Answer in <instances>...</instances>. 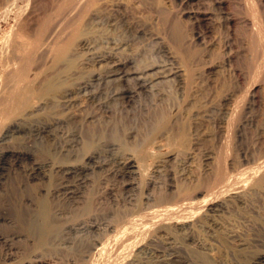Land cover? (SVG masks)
I'll return each mask as SVG.
<instances>
[{
	"label": "bare ground",
	"instance_id": "1",
	"mask_svg": "<svg viewBox=\"0 0 264 264\" xmlns=\"http://www.w3.org/2000/svg\"><path fill=\"white\" fill-rule=\"evenodd\" d=\"M18 1L1 0L0 13L9 14ZM26 1L19 20L16 19L18 28L5 37L8 49L3 55L8 69L6 76L3 75L6 86L0 92V114L6 124L0 129V147L15 132H26L22 125L35 115L41 116L49 106L69 107L81 98L105 112L120 109L127 117L132 114L134 125L141 120L140 133L149 127L163 126L164 114L158 115L157 111L168 109L173 129H179L182 135L185 133L187 127L181 113L190 104V75L172 64L174 58L170 51L162 46L159 52H166L167 60L154 62H139L135 56L126 54L132 42L142 41L145 35L133 34L124 19L102 18L96 8L101 0H53L49 12L23 25L22 20L32 14L34 7L32 0ZM253 12L254 15L245 14L247 17L243 19L250 33L261 34L264 21L261 25L256 9ZM232 22L233 17H228L227 24ZM260 42L258 46L263 45ZM261 62L262 58L257 64L259 68ZM84 71L87 75H83ZM164 83L169 85L165 87ZM251 87L252 99L257 92L255 86ZM240 100L234 92L225 94L222 130L235 117ZM60 119H53L51 125L30 126L27 133L35 135L42 144L51 142L55 147L50 144L48 153L53 151L50 157L33 163L28 174V180L37 182L38 190L23 197L18 208L0 209V219L11 228L10 235L0 234V241L6 245L13 241L27 246V255L20 264H197L181 251L193 244L213 264H264V251L245 256V262L236 257L226 258L222 240L208 233L220 213L257 208L256 196L264 195V152L258 158H246L252 165L240 169L237 166L235 173L228 171L229 166L226 167L218 154L210 156L208 175L206 179L201 177L199 187L176 190L171 187L159 196L147 194L137 198L135 192L146 172V156L121 152L115 142L109 143L102 152L89 151L80 156L82 136L73 133L69 139L62 140L64 122ZM129 127V138L139 136V131L135 133ZM147 131L143 133L146 135ZM142 138L144 141L145 137ZM30 152L3 151L0 161L9 153L18 162L30 160L33 156ZM57 178L63 182L52 185ZM227 239L236 241L241 251L256 242V238L237 232Z\"/></svg>",
	"mask_w": 264,
	"mask_h": 264
},
{
	"label": "rangeland",
	"instance_id": "2",
	"mask_svg": "<svg viewBox=\"0 0 264 264\" xmlns=\"http://www.w3.org/2000/svg\"><path fill=\"white\" fill-rule=\"evenodd\" d=\"M52 1L32 0L33 12L27 14L25 18L23 17L25 20H22V24L28 25L38 16L49 12ZM146 1L101 0L96 8L101 17L103 16L102 18L124 19L133 34L145 35L142 41H138V39L133 41L132 50L130 48L125 52L126 54L135 56L139 62L166 61L167 53L159 52L163 46L173 56L172 64L189 73L190 104L185 105L186 107L184 110L182 109L181 113V120L184 124L186 123L185 127H187L185 133L182 135L179 129V131L176 130L177 128L173 129V123L171 124L168 119V109H164V113L161 109L157 111L158 115L164 114V125L144 128L145 131H148L145 135L143 133L145 131L142 130L141 133L145 135L143 136L139 131L143 126L140 123L141 120H138L134 125L136 121L132 114L127 117L126 113L119 111L120 109L118 112H105L91 106L86 98H81L77 104L69 106L70 108L63 104L61 106L59 104V107L57 105L49 106L51 112L47 108L41 116L40 114L33 116L22 125L27 129L26 132H15L14 136L0 147V155L3 151L19 150H30L33 155L30 160L18 162L12 156L13 154L9 153V156L7 155L0 161V209L12 206L18 208L23 197L38 190L37 182L28 180V174L32 170L33 163L50 157L49 154L53 151L48 153V147L50 144L52 146L54 144L50 142L44 145L39 138L27 131L32 125L34 127L51 125L55 118H61L60 120L64 122L61 129L63 131V134L61 133L62 140L69 139L73 133L82 136V145L79 147L80 156L89 151L102 152L112 142L119 145L121 152L131 153L136 157L146 156V169L144 168L146 172H143V176L140 178V182L143 184L140 183L135 192L137 198L147 194L159 196L161 192L164 194L171 187L173 190L199 187L202 178L206 179V174L208 175L207 163H209L210 156L218 154L221 160H224L226 167L229 166L228 171L231 170V173H235L238 168L252 165L247 162L246 158L251 156L258 158L264 152V53L262 54L264 52V25H262L264 0H248L250 4L248 1L246 4V0H148V4L145 3ZM25 3L27 4L26 0H19L17 5L12 6V10L15 8L13 12L10 8L9 14L0 13V92L5 89L6 69H8L5 58L8 49L7 45L5 46L6 36L18 28L16 23L18 24V18L23 10L21 7H25ZM16 7L18 8L16 9ZM253 8L257 12L255 15L260 17L261 34L250 33L251 31L243 19L248 14L251 16V12L254 15ZM251 9L252 11H250ZM35 12H38L39 15L38 13L35 15ZM228 17H233V24H227ZM16 19L18 20L16 21ZM260 40L262 46H258ZM155 42L158 43L155 44ZM259 58H262L263 61L261 68L257 65L260 64ZM86 72L83 75H87ZM4 74L5 76H3ZM259 74H261L260 77ZM164 84L166 85V83ZM167 85L169 84L167 83ZM251 86H255L257 92L252 99L250 98V88H253ZM227 92H234L237 98L241 99L237 104L239 105L241 102L239 106L242 110L236 105L237 112L233 117L234 120L231 119L233 123L231 121L228 127L224 126V130H222L223 120L221 118L224 109H226L223 100ZM238 95H243V99ZM0 115L1 129L6 124V120L2 113ZM129 126L134 128L133 132L139 131V136L129 138L127 131ZM142 137H145V142ZM57 159L60 160L61 157L57 155ZM237 166L239 167L237 168ZM233 169L234 171H232ZM7 176L17 178L11 180ZM60 182L63 181L57 178L51 184L55 185ZM24 186L27 188H23ZM120 202V206H122L123 201ZM256 205L257 208L252 210L253 212L246 209L220 213L214 221L212 229L208 230L210 235L214 237L217 235L216 238L222 240L221 247L223 246L224 250L228 252L225 251L226 258L228 256V258L236 257L239 261L241 260L240 262H245L248 256L264 251V226H262L264 222H261L264 219V195L256 196ZM259 218L262 219L259 220ZM2 223L0 219V234L10 235V226L5 222ZM235 231L242 233L245 237L256 238V242L252 246L246 251L243 250L246 254L238 248L236 241L227 239L228 236L233 235V232L235 234ZM22 244L10 241L6 245L5 242L0 241V260L2 259V263H0L20 264L25 259L23 256L27 251L25 243ZM195 245H188L190 248L182 249V253L185 256L187 254V257L189 256L194 263L213 264L201 252L202 249ZM24 246L26 247L25 252L23 251ZM17 253L20 258H23H18ZM245 256L247 257L245 258Z\"/></svg>",
	"mask_w": 264,
	"mask_h": 264
}]
</instances>
